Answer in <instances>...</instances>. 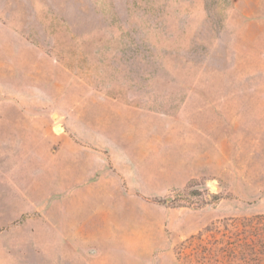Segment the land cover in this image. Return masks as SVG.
Instances as JSON below:
<instances>
[{
  "label": "rangeland",
  "instance_id": "374dc122",
  "mask_svg": "<svg viewBox=\"0 0 264 264\" xmlns=\"http://www.w3.org/2000/svg\"><path fill=\"white\" fill-rule=\"evenodd\" d=\"M91 110L128 194L61 228L79 203L57 196L50 136L86 140ZM9 124L0 264H264L238 245L264 239V0H0Z\"/></svg>",
  "mask_w": 264,
  "mask_h": 264
},
{
  "label": "crops",
  "instance_id": "0c3cea01",
  "mask_svg": "<svg viewBox=\"0 0 264 264\" xmlns=\"http://www.w3.org/2000/svg\"><path fill=\"white\" fill-rule=\"evenodd\" d=\"M93 113V110L88 113V119H90V125L93 130H91L92 128L89 129L90 126L88 127V134L86 135L87 141L83 140L84 137L78 139L77 137H71L68 133L65 135L50 136V146H52L51 149H54V162H51V164L48 162L47 165L55 169L57 196L63 199H78L79 203L62 206L59 213L65 215V217L62 218V223L59 224L61 228L77 229L79 227L78 225L84 224L85 220H90V215L92 217L96 215L95 205H91V202L96 197L115 199L125 198L128 194L124 182L125 173L123 171L128 164L125 162L126 158H118L120 154H117L116 150V154L111 156L110 161L101 157L103 153L100 150L112 151V148L109 147L106 141L100 142L98 145L96 144V121ZM20 115V118L25 123V116L21 113ZM1 131L8 133V148L12 146L13 150H15L14 136L12 138L10 136V134L15 133V127L10 124L7 126L0 125ZM23 132L25 133V130ZM103 138H107V136L104 135ZM122 146L119 149L125 150V147ZM7 159L9 163L10 158ZM135 194L136 196H141L140 194ZM107 210V215H116V217L114 215L110 219V222L120 228L125 222V218L122 215L124 212L123 206H110L111 211L109 210L108 212ZM71 245L74 247L76 244L71 242ZM71 256L68 264H77V260L75 259L76 255L73 253Z\"/></svg>",
  "mask_w": 264,
  "mask_h": 264
},
{
  "label": "trees",
  "instance_id": "16d2710c",
  "mask_svg": "<svg viewBox=\"0 0 264 264\" xmlns=\"http://www.w3.org/2000/svg\"><path fill=\"white\" fill-rule=\"evenodd\" d=\"M257 220L258 221H264V219H257ZM244 232H246V231H243V230L241 231V233H244ZM261 233H263V232H261ZM261 233H254V234H256L258 236ZM260 238H261V240H255V243H254V241H252L251 243H253V244H251V245L248 244L247 242H245L246 239H245V237L243 238V236L239 240L238 245L239 246H242V244H243V246H242L243 247V250L247 248L249 257L252 256V258H250V261L251 262H254L253 259L254 260L255 259L258 260L257 258H259L260 256H263L264 255V250L261 251L260 249H256V247H258V246L260 248H262V247L264 248V245L262 243L264 241V239L262 237H260ZM240 249H242V248H240Z\"/></svg>",
  "mask_w": 264,
  "mask_h": 264
}]
</instances>
